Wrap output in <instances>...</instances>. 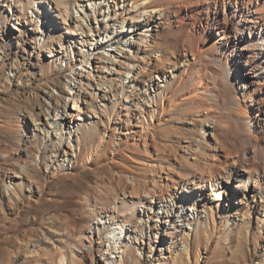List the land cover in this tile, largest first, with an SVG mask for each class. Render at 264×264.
I'll use <instances>...</instances> for the list:
<instances>
[{
    "label": "bare ground",
    "instance_id": "1",
    "mask_svg": "<svg viewBox=\"0 0 264 264\" xmlns=\"http://www.w3.org/2000/svg\"><path fill=\"white\" fill-rule=\"evenodd\" d=\"M1 9L11 18L15 55L33 65L43 54L52 70L67 73L52 84L59 101L51 89L43 92L46 110L40 109L41 118L32 123L39 144L22 172L37 164L43 151L46 166L67 169L88 137L122 126L134 147L147 150L150 136L157 154L163 146L154 131L169 119L193 115L219 132L208 145L201 126L195 143H186L173 165L159 157L153 165L171 173L172 185L161 181L159 190L169 193L155 198L158 176L151 169V181L135 206L139 222H128L131 212H120L131 203L125 191L99 204L98 212L90 211L92 218L73 245L58 252L59 262L77 264V246L92 244L95 237L102 239L103 249L96 260L105 264H120L128 247L138 253L155 247L164 261L166 250L172 259L190 258L186 245L170 243L185 229L192 238L199 226L202 215L193 191L204 198L208 184L197 181V173L208 172L210 184L221 187L223 180L250 196L247 217L263 212L264 0H0ZM160 14L167 16L161 20ZM151 26L168 28L171 54L150 48ZM18 182L20 176L12 173L3 191L13 196ZM151 214L156 219L149 220ZM161 214L177 221L165 225V237L159 232Z\"/></svg>",
    "mask_w": 264,
    "mask_h": 264
},
{
    "label": "rangeland",
    "instance_id": "2",
    "mask_svg": "<svg viewBox=\"0 0 264 264\" xmlns=\"http://www.w3.org/2000/svg\"><path fill=\"white\" fill-rule=\"evenodd\" d=\"M0 14V264H66L59 262L58 252L73 245L80 227L90 222V211L98 212L99 204L109 203L125 191L131 203L121 207L120 212H131L127 221L139 222L142 217L135 208L137 199L151 181V169L157 171L153 164L158 163L159 157L164 164H172L186 143H195L201 126L208 145L213 143L212 134L219 138V132L193 115L178 122L169 119L154 131L156 143L163 146L157 154L150 136L147 150L141 144L134 147L133 136L127 135L122 126L118 131L108 130L103 137L100 133L88 137L81 155L67 169L46 166L48 156L43 151L38 154V163L22 172L21 168L36 155L39 144V137L32 133V123L41 118L40 109L46 110L43 92L51 89L59 101L52 84L64 81L67 73L61 68L52 70L43 54L33 65L20 53L15 55V43L10 40L11 18L2 9ZM166 16L159 15L161 20ZM154 27L149 29L150 48L165 49L171 54L173 48L166 40L168 28ZM217 172L219 169L215 168L213 173ZM12 173L20 176L13 196L3 191ZM206 173L194 175L200 183L208 184L204 198L193 191L195 207L202 215L196 233L191 238L186 233L191 230L179 231L173 239L176 241L172 240L174 244L170 243L174 247L179 243L186 245L190 258L181 254L172 259L166 250L164 261L155 247L143 253L128 247L120 264H172V260L175 264H264V208L260 214L252 211L247 217L250 203L246 200L250 196L246 199L223 180L221 187L210 184ZM156 174L155 198L169 193V189L159 190L161 181L172 185L171 173L165 168ZM185 177L182 174L180 178L183 181ZM160 216L159 232L165 237V225L173 226L177 221L172 215ZM151 218L156 219L153 214ZM101 242L100 237H95L92 244L77 246V264H105L96 260L103 250Z\"/></svg>",
    "mask_w": 264,
    "mask_h": 264
}]
</instances>
